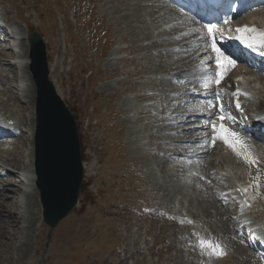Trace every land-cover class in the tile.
Returning <instances> with one entry per match:
<instances>
[{"label":"rangeland","instance_id":"1","mask_svg":"<svg viewBox=\"0 0 264 264\" xmlns=\"http://www.w3.org/2000/svg\"><path fill=\"white\" fill-rule=\"evenodd\" d=\"M112 1L116 15H109L108 19L100 21L97 19L102 14L100 0H85L90 5L95 2L94 7L98 9L93 15V23H101L103 27L100 28L106 32L103 44L107 47L114 43L119 47L120 39L124 37L126 44L137 49L139 41L148 39V33L132 28L143 30L141 26L146 24V19L140 16L147 11L140 10L141 0ZM74 5L70 0H0V17L5 20L6 16L21 37L25 36L18 44L24 58L16 66L3 69L4 75L10 78L6 82L8 85L0 74V83L3 82L0 91H7L6 94H0V112L21 130V135L13 145L5 146V150L0 151V160H8L7 165L11 168H19L25 161V150L29 151L27 132L33 114V85L27 82L19 99L8 90L13 89L12 78L17 77V73L27 72L29 49L26 39L30 31L37 30L46 44L48 62L53 63L54 71L50 74V80L75 118L81 148L85 151L82 156L86 162L83 183L87 184L86 196H80L76 209L51 236L41 221L39 224L24 223L22 225L25 228H21L20 221L13 216V212H16L15 195L12 198L10 194L0 197V205L5 204V208L0 210V264H206V256L200 252L208 251L204 252L196 244L198 238L185 233L177 220L168 221L169 218L162 216L164 208L175 212L182 206V197L185 195L191 199L188 203L193 205L192 209L200 218L198 222L194 221L196 227L201 229L198 236L206 229L215 227L211 229L216 234L215 240L227 247L228 252L238 256L227 264H264L232 237L222 221L205 218L206 214L202 210L206 207H201L200 200L205 199L203 205L209 211H215V207L206 197L205 189L209 188H204L206 177L200 176L201 172L203 174L201 167L194 168L195 171L191 169L187 175L179 178L174 175V171L166 172L168 168L161 165L159 158H144L143 153L133 148L131 140L137 138L132 139L129 133L147 127L146 123L141 126L137 117H129L130 111L138 108L139 104L134 98L124 103L114 99L123 94L122 91L129 93L130 87L116 86L110 81L101 86L97 84L107 80L113 68L105 61L109 56L107 48L100 40L95 47L92 40L95 37L91 38L90 34L87 37L85 31L79 28L81 24L77 22V13H72ZM125 14H128L124 18L127 21L122 20ZM79 15L81 19L87 17L85 13ZM153 15L157 16L155 13ZM138 17L142 23L137 20ZM90 49L95 53L92 54ZM9 56L14 58L12 52L0 50V58ZM68 57L73 58L70 62L73 70L70 71L66 70ZM170 67L168 62L163 61L157 70L166 71ZM86 70H91L88 77L83 76ZM91 104L94 112L89 107ZM85 119L90 122L98 120L94 132H89V127L84 131ZM103 121L109 124L105 125ZM132 126L134 129H131ZM146 144L148 147L152 141ZM113 146L117 147L116 155H111ZM259 166L264 167V162ZM260 184L264 195V183ZM101 192H104L103 196ZM31 197L26 199L30 212L36 210L35 197ZM33 214L36 216L34 221H37L38 215L35 212ZM122 240L124 245L118 247ZM187 243L191 244L188 252L183 246ZM147 252L150 258L146 257Z\"/></svg>","mask_w":264,"mask_h":264},{"label":"water","instance_id":"2","mask_svg":"<svg viewBox=\"0 0 264 264\" xmlns=\"http://www.w3.org/2000/svg\"><path fill=\"white\" fill-rule=\"evenodd\" d=\"M31 71L37 88L35 102L36 186L46 225L53 228L73 208L82 180V164L74 119L47 81L44 50L37 36Z\"/></svg>","mask_w":264,"mask_h":264},{"label":"bare ground","instance_id":"3","mask_svg":"<svg viewBox=\"0 0 264 264\" xmlns=\"http://www.w3.org/2000/svg\"><path fill=\"white\" fill-rule=\"evenodd\" d=\"M158 2V1H157ZM159 3V2H158ZM165 9H167L168 11H171L170 9H168V8H165ZM160 10H162V8H160ZM160 10L158 11V13H159V15H160ZM154 12V11H153ZM170 14H172V15H175V13L173 12V11H171V12H169ZM127 15L128 14H125L124 16H122L123 18H122V20H128V19H124L125 17H127ZM171 15V16H172ZM135 16V15H134ZM129 17H131V16H128V18ZM140 17H143V16H140ZM174 18H177V17H174ZM246 19V22H241V23H245V24H247V23H251V24H255V23H257V22H260V23H264V22H262V21H264V10H260V11H258L257 13H254V14H251V15H249L248 17H246L245 18ZM137 20L140 22V23H142L140 20H139V17L137 18ZM175 20V19H174ZM121 21V20H120ZM167 23V22H166ZM142 27V26H141ZM255 28H256V31H254L253 33H251V35H254L259 29H258V27L257 26H255ZM132 29H138V30H140V31H147L148 29L146 28V27H144L143 28V30L142 29H139V28H132ZM258 29V30H257ZM149 38V37H148ZM144 40H146V39H144ZM141 42V41H140ZM170 58H174V57H177V55H174V54H171L170 56H169ZM2 58H0V60H1ZM251 73V72H250ZM1 75H2V79L3 80H5L4 82L6 83V82H9V77H7L6 75H4L3 76V74L2 73H0ZM25 77H23V75L19 78V81H18V83L16 82L15 84H18V85H16L15 87H16V89L15 90H17V88H21V87H23V86H25L24 84H23V82H22V80L24 79ZM12 80L13 81H15V78H12ZM241 80H243L244 81V83H242V84H244L246 87L249 85V82L247 81V80H245V79H243V78H241ZM29 80H27V82H28ZM254 82H257V81H260V79L259 78H256L255 77V79L253 80ZM252 81V82H253ZM252 82L250 81V85L252 84ZM1 83H3V82H1ZM0 83V87L2 86V84ZM29 83V82H28ZM28 83H26V85H28ZM253 90H254V96H256L257 94H256V91H255V88L254 87H251V89H250V91H252L253 92ZM8 92H10V93H12V91H9L8 90ZM7 93V91L6 90H1L0 91V94H6ZM57 93L59 94V92L57 91ZM13 94V93H12ZM22 94V93H21ZM244 95V94H243ZM200 108V107H199ZM202 108H204V109H206L207 108V110L209 111V113L211 112V110H210V108L209 107H207V106H204V107H202ZM209 108V109H208ZM201 109V108H200ZM20 111V110H19ZM21 113V112H20ZM144 112L143 111H141V114H143ZM22 114V113H21ZM18 115H20V114H18ZM22 117V116H21ZM20 118V117H19ZM23 119V118H22ZM24 120V119H23ZM23 122V121H22ZM141 122H144V120H142ZM141 126H142V124H141ZM143 129V127L141 128V129H139V130H133V134L134 135H136V134H143L142 132H141V130ZM32 117H30V120H29V134H28V144H27V148H28V150L29 151H27V150H25V152H24V155H25V158H26V160H27V163H31V157H32ZM259 142H254V144L252 145V148H253V152L255 153V154H257L258 155V157H259V161H260V163H258V166L259 165H261V163L262 162H264V151H263V149H261V148H259L260 147V145L258 144ZM226 151H227V156H225L224 157V159L222 160V162H223V166H225V168H224V170L223 169H221V176H220V178L223 180V177H224V182L226 183H229L230 184V190L232 191L233 190V188H234V186H231V180L233 179V178H236V174L234 173V170H237L238 169V167L239 166H245V164H247L246 163V161L245 160H240V159H237L236 157H235V153L232 151V149L231 148H229L228 146H227V148H226ZM27 152V153H26ZM22 155V154H21ZM241 157V156H240ZM7 161L8 160H3V161H1V163H2V165H5V164H7ZM222 167V166H221ZM230 175V177L229 178H226L225 176L226 175ZM264 175V174H263ZM22 177L24 178V181H26V182H29L30 184H32L33 183V181H34V173H33V170H32V166H31V164L29 165V167H28V169H25L24 171H23V174H22ZM259 181V186L261 185L260 183L261 182H263L264 183V179H262L261 178V181L260 180H258ZM197 184V183H196ZM195 184V185H196ZM189 185V184H188ZM226 185V184H225ZM198 186V185H197ZM16 187H18L19 189H20V187L19 186H17V185H12V184H10L9 183V181H5V180H1V187H0V197H2V196H4L5 194H10L11 195V198H12V196H14V195H16L18 192H19V189H17ZM195 187V186H194ZM206 187V186H205ZM204 187V188H205ZM12 188V189H11ZM195 188H197V187H195ZM201 188V187H200ZM207 188V187H206ZM246 189V188H245ZM16 190V191H15ZM32 190V193L30 194V196L31 195H35V200H34V206H35V208H36V214L38 215V217H37V221L39 222V220H40V207H39V203H38V200H37V194H36V192H35V190H34V187L31 189ZM200 190V189H199ZM247 190V189H246ZM21 192V191H20ZM202 192V191H201ZM197 193V192H196ZM206 193V192H205ZM20 194V193H19ZM192 194H194V193H192ZM210 193H208V191H207V193H206V197H207V199H209L211 202H212V204H213V206L215 207V211H209L208 210V207L205 205V207H206V209L204 208V211H205V214H206V217L205 218H207V219H218V220H220V221H222V223L223 224H225L226 225V227L228 228V230L227 231H230L231 232V234L233 235V236H235L234 235V231H233V229H231L230 228V225H229V222L224 218V214H225V211H224V209L221 207V206H219V205H216V203H215V201H212V197L209 195ZM247 194H249L248 193V191H247ZM195 195V194H194ZM193 196V195H192ZM7 197V196H6ZM29 197V196H28ZM175 197V196H174ZM10 199V198H9ZM26 197L24 198V201H26ZM197 199V198H196ZM181 200V199H180ZM249 200H250V198H241V197H238V201H239V203H241L242 204V207H245V208H250L251 207V204H250V202H249ZM6 201H8V199L6 200ZM193 201V200H192ZM5 202V201H4ZM189 202H191V201H189ZM203 202H205V199L204 200H201V203H203ZM179 203H180V201H179ZM29 204V203H28ZM28 204L26 203V204H24V205H22V206H20V209L19 210H21V211H23V209L25 208V209H29L30 207H28ZM31 204V203H30ZM227 204H232V203H230L229 201H228V203ZM5 205V204H4ZM4 205H3V203H2V205H0V210L3 208H5L4 207ZM33 204H31V206H32ZM180 205H181V203H180ZM202 207H203V205H201ZM264 206V205H263ZM263 206H261V208H262V213H260V216L262 217V218H264V210H263ZM168 207V206H167ZM185 207V206H184ZM201 208V207H200ZM27 209V210H28ZM213 212L215 213V215H212L213 214ZM251 212H252V210H251ZM2 213V212H1ZM9 215V214H8ZM12 216V215H11ZM13 216H14V218H16L15 217V213L13 212ZM13 216H12V218H13ZM5 217V216H4ZM8 217V216H7ZM6 218V217H5ZM9 218V217H8ZM13 218V219H14ZM217 220V221H218ZM208 221V220H207ZM216 223V222H215Z\"/></svg>","mask_w":264,"mask_h":264},{"label":"snow or ice","instance_id":"4","mask_svg":"<svg viewBox=\"0 0 264 264\" xmlns=\"http://www.w3.org/2000/svg\"><path fill=\"white\" fill-rule=\"evenodd\" d=\"M209 27V32L212 31L214 26H208ZM236 31L240 33L236 38L240 40L242 43H245L247 47H253L254 43H258L261 46H264V33H260L258 37L255 38H250V40H246L245 38V33L249 32H254L256 31L255 29H250L247 26L237 28ZM212 48L214 51L217 52V63H221V58H222V53H220V50L216 47L215 43H213ZM228 63L231 65H235L234 60H228ZM221 77L224 75L223 71L220 73ZM219 83V81H217ZM241 93L239 92V89H237V92L234 93V95H240ZM244 95H247V93H243ZM237 107H239V101H237ZM221 112H223V107L221 106ZM227 117L224 115H221L219 117V120L223 121ZM213 130L217 132V136L213 138V144L215 143V139L219 138L223 140V142L232 149V151L237 155L241 156L247 163L252 164L255 163V161L251 158L250 153L246 152L247 145L244 142V140L239 136L238 133L232 132L229 128L225 127L223 123H220L219 127L214 124L213 125ZM246 191V189H244ZM200 247L202 249H207L212 255L216 256H221L224 255V251L222 246L219 243L209 241V240H201L200 242Z\"/></svg>","mask_w":264,"mask_h":264}]
</instances>
